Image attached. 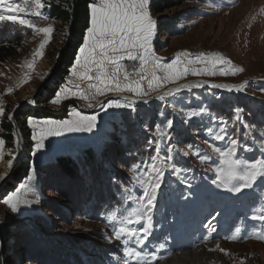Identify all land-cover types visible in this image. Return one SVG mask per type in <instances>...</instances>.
Returning <instances> with one entry per match:
<instances>
[{"label": "rangeland", "instance_id": "1", "mask_svg": "<svg viewBox=\"0 0 264 264\" xmlns=\"http://www.w3.org/2000/svg\"><path fill=\"white\" fill-rule=\"evenodd\" d=\"M20 1L14 0L17 3ZM155 1L157 0H150L149 5L150 13L157 21L152 48L155 55L162 58L163 63L171 62L178 53L184 51L192 53L193 56L200 52L220 53L230 59L236 67L243 68V71L235 75H222L218 67L216 74L212 76L189 74L177 83L199 82L203 87H194L190 91L182 89L176 97H170L165 101L156 99L153 93L147 103L137 101L134 109L111 108L102 111L99 105L96 108H88L87 101L73 97L71 94L59 105H53L51 100L55 92L67 81L80 82L71 76V68L83 39L75 47L71 46L76 40L68 30L69 24L49 19L46 12L48 5L43 0L41 3L44 7L38 9L41 17L35 18L33 22L37 27L51 24L54 31L49 43L40 50L43 52L42 57L33 58V53L38 50L43 33L34 32L30 28L11 22H0V43H9L10 39L14 40L18 36L24 37L27 41L23 52L12 59L0 62V105L5 108L4 115L0 116V139L5 141L3 149L0 150L4 154L0 159V175L3 172V161L17 152L16 133L13 131L14 138L10 141L9 132L3 129L2 122H6L8 115L19 110L16 121L20 132L25 136L22 138L26 151L24 160L28 162L29 170L34 165L37 171V179L32 182L27 198L38 201L31 205H21L17 213H11L3 203L7 195L25 182L27 175L14 181L15 189L10 191L3 189L0 192V258H3L5 264H85V261L93 264L94 261H104L103 253L110 247L115 252H112L109 258L118 257L114 264H124V248L120 250L119 246L124 240L106 239V236L113 234L114 222L110 225L109 232L88 213L91 211L92 214L97 215L103 206L109 209L110 214L116 205L121 206L120 209L127 210L135 207V202L130 205L120 197L121 194L125 195L122 191L124 187L131 188L134 197L142 194L141 186L131 179L133 173L129 169L134 164L139 165V174L143 176L151 162L150 157L158 155L163 159L167 154L166 145L162 144L161 150L157 152L148 144L149 140L158 137V132L167 119L174 121V139L171 143L175 145L176 150L172 153V162L184 171L177 177L165 168L158 193L161 192L160 207L158 206L152 215L157 212L163 213L166 217L170 207L175 209L174 198L183 208L185 198L177 200L181 197L179 194L191 187L200 193L205 183L208 184L215 178V173L206 169L216 167L220 161L217 155L211 152L209 144H215L223 149L227 145V140H213L205 131L207 127L218 130L219 122H225L229 135L235 132L239 138L240 151H243V147L247 144L250 148L256 149L259 156L261 155L262 150L258 146L264 141V91H262L264 89V0H185L183 4L170 7L163 12L154 9ZM92 2L96 0H91ZM68 5L71 3L69 2ZM0 14L7 13L0 10ZM70 48L74 49L73 59L67 74L62 78L58 76L59 64L63 51ZM61 50V58L56 63ZM181 59L186 57L181 56ZM29 63L33 64L32 68L28 67ZM121 64L131 71L134 65L138 66L139 61L125 59ZM55 68L56 73L53 75ZM223 68L227 70L228 66L225 65ZM205 81L210 84L216 82L215 84L239 85L245 81L248 83L244 91L237 92L213 88ZM45 82L47 84H44ZM121 82L123 83L122 78ZM172 86L175 85H166L159 91L163 92ZM9 88L10 92L7 91ZM33 95H36L33 97L36 101L34 108L27 105L28 98H32ZM113 95L115 94L109 93L107 97L98 96L92 103L104 102ZM123 95L132 96L128 92ZM73 108L83 115L99 113L97 127L92 132H65L59 136L48 137L44 142V149L32 155L35 142L31 140L33 129L27 124V118L70 119L69 112ZM200 108H206L207 113L202 117H194L187 123L184 122V116L188 111ZM234 108L243 109L244 121L254 126L247 136L242 124L237 123L234 126L232 123ZM36 110L49 112L51 116L43 114L36 116L34 115ZM212 116L216 117L215 121L211 119ZM36 131L38 132L39 129ZM183 152H188L189 155L184 156ZM194 152L209 156L210 159L201 163L197 156L192 155ZM246 153L248 152H239V155L250 159L245 155ZM58 156H70L74 162L82 163L80 169L77 167L78 176L75 179L66 178L62 174L57 164ZM157 163L159 164L160 161L157 160ZM167 181L174 183L168 187L170 184H167ZM259 184L262 188L259 187L252 196L250 205H256L255 199L264 191V180ZM118 190L119 193H116ZM88 198L90 202L86 208L82 200ZM242 202L245 201L240 197L237 201L238 209H245ZM191 206L194 207L192 202H189L187 209L190 210ZM133 219L135 220V217ZM135 224L140 225L139 222ZM160 226H154L152 229L149 239L154 233L158 234L159 238L151 245L161 248V245L165 246L166 241L167 247L164 250L168 249L163 254H158V250L155 249L159 257L156 264H164L180 253L175 252L172 255L177 247L178 250L190 249L187 247L197 245L194 250L202 246L214 249L217 243L227 250L228 254L225 256L228 264H264V240L257 239L256 236L246 241L229 240L226 237L232 234L224 232L212 235L206 240H194L186 246L185 243H180L179 232L173 234L169 232L167 238L161 240L164 227L160 228ZM136 248L142 249L146 254L153 252L149 249V245ZM74 251L80 253V256L74 255ZM129 264L132 262L129 261Z\"/></svg>", "mask_w": 264, "mask_h": 264}, {"label": "snow or ice", "instance_id": "2", "mask_svg": "<svg viewBox=\"0 0 264 264\" xmlns=\"http://www.w3.org/2000/svg\"><path fill=\"white\" fill-rule=\"evenodd\" d=\"M149 5L150 0H96V2L88 5L90 26L86 30L83 44L80 46L79 53L75 57V63L71 68V76L77 78L80 82L67 81L64 86L55 92V96L51 100L53 105H59L71 94L73 97L87 101L88 108H96L99 105L102 111L111 108L134 109L137 101L147 103L152 98L153 93H155L156 99L165 101L170 97H176L182 89L190 91L194 87H203V84L199 82L177 83L189 74L193 76H212L216 74L218 67L222 75H235L237 72L243 71V68L236 67L230 59L220 53L206 54L200 52L193 56L192 53L184 51L178 53L171 62L163 63L162 58L156 56L152 48L157 21L153 19ZM43 7L44 4L41 3V0H23V3H17L14 0H0V10L7 13L0 14V22H11L44 34L38 50L33 53V58L43 56V52L40 50L44 49L49 43L54 27L51 24L45 27H37L32 19L25 17L40 18L41 13L38 9ZM43 18L48 19V17ZM181 56L186 57V59H181ZM125 59L139 61V64L138 66L134 65L129 71L121 64V61ZM196 65L202 66L195 67ZM225 65L228 66L227 70L223 68ZM28 67L32 68L33 64L29 63ZM247 83L245 81L239 85L212 84L211 87L241 92L245 90ZM169 84L176 86L167 88L163 92L159 91ZM7 91L10 92L11 89L9 88ZM125 92L131 93L132 96H124L123 93ZM109 93L116 94V98H108L104 102L92 103L98 96L107 97ZM27 102L32 105L36 103L34 98L28 99ZM4 113L5 108L0 105V116ZM205 113H207L206 108L188 111L184 116V122L187 123L194 117H202ZM242 113L243 109L234 108L232 123L234 126L237 123L242 124L247 136L254 126L244 121ZM69 114L71 118L64 120L27 118V124L33 129L31 140L35 142L32 155L44 149V142L48 137L59 136L65 132H92L97 127L99 113L83 115L73 108L70 109ZM7 119L12 121L14 117L8 115ZM211 119L215 121L216 117L212 116ZM173 128L174 121L167 119L163 128L159 130L158 137L148 141V144L157 152L161 150L162 144L166 145L167 154L163 159L158 155L150 157L151 162L148 164L143 176L139 174V165L134 164L129 169L133 173L131 179L141 186L142 194L134 197L132 189L129 187H124L122 191L125 194L126 201H134L135 207L130 210L126 209V215L118 217L116 213H112L109 216V221L115 223L113 234L106 236V239L109 241L113 239L117 241L124 240L126 245L124 247V264H129V261L132 264H156L159 259L155 251L146 254L142 249L137 250L136 247L127 245L132 243L143 246L151 235L154 227L152 212L161 189L165 168L177 177L184 171L172 162V153L176 150L175 145L171 143L174 139ZM36 129H39V131L37 132ZM205 131L215 141L227 140V145L223 149L215 144H209L211 152L216 154L220 161L216 167L206 169V171L215 173V178L212 180L213 185L238 194L245 189H252L258 180L264 179V141L259 144L262 150L261 155L247 159L239 155L241 150L239 138L235 132L229 135L225 122H219L218 130L207 127ZM205 143H208V141H205ZM4 145L5 141L0 139V150L3 149ZM16 147L19 149V141L16 142ZM252 150L247 144L243 147L244 152H251ZM182 154L184 156L189 155L188 152ZM3 155V151H0V159L3 158ZM192 155L197 156L201 163L210 159L209 156L201 155L199 152H194ZM15 159L16 156L13 154L12 158L7 161L9 168H12ZM157 160L160 161L159 164ZM6 176L7 173L0 175V180L5 179ZM36 179L37 171L33 165L25 178V182L3 199L4 205L11 213L20 211L21 205H31L38 202L27 198V192L31 190L32 182ZM22 193L24 194L22 195ZM133 217H135V220ZM253 218L264 221V213ZM214 220L215 217L205 225V228L212 232L215 231L213 227ZM140 221L144 222L141 227H130V225ZM239 232V228L235 229V233L226 237V239H239ZM256 238L264 240V235L257 234ZM206 239L207 237H205ZM215 250H219L225 255L228 254L227 250L222 248L219 243L215 245L214 249H210V251ZM0 264H5L3 258H0Z\"/></svg>", "mask_w": 264, "mask_h": 264}, {"label": "trees", "instance_id": "3", "mask_svg": "<svg viewBox=\"0 0 264 264\" xmlns=\"http://www.w3.org/2000/svg\"><path fill=\"white\" fill-rule=\"evenodd\" d=\"M43 1L48 5L46 12L53 20L61 22L63 24H70L72 14L70 12L71 5H68V3H69L68 0H43ZM74 1H75L74 22H73V26L71 29V33L75 37L76 41H73L71 43V46H73V47H75L76 45H78V43H80L81 39H83L82 37L86 33L87 28L90 26V10L88 8V5L91 3V0H74ZM184 1L185 0H157L154 3V9H156L158 12H163L170 7H174V6L183 4ZM9 41L10 42L6 43V44H3L2 42L0 43V62L14 58L19 53L23 52L25 49V46L27 45L26 39L22 36H18L14 40L10 39ZM73 53H74V49H72V48L66 49L63 51V56H62V59H61V62L59 64V68H58V76H61L63 78V77H65V74H67V69L71 65V61L73 59ZM51 90H53V89H51ZM42 114L44 116H49V117L51 116V113L44 112L41 110H36L34 112V115H36V116L42 115ZM2 127L5 131L9 132V136H8L9 140L10 141L13 140L14 137H13L12 133L14 131V125H13L12 121H9L7 119L6 122H2ZM253 151L254 152H248L245 155L248 157L254 158L257 156V153H256V149H253ZM239 152H243V151H239ZM57 164L60 167V169L62 170V174H64L66 176V178L75 179L78 176L77 167L80 169L82 163L74 162L73 158H71L70 156H58L57 157ZM28 171H29V164L27 161L24 160L15 169L12 180L7 182V184L4 187V191H10V190L15 189V184H14L15 182L14 181L17 180L18 178L26 176ZM117 182L121 183V181H117ZM96 183L98 184L97 181H96ZM172 183H174V182H168L167 181V184H170L168 187H170ZM202 183H204V182H202ZM134 186H136V185H134ZM137 187L140 188L139 186H137ZM217 188H219V187H217L216 185H213L212 181H211L208 184L205 183V187L203 188V190L200 193L197 192V190L194 189L193 187L184 190V192L179 194V195H181V197L178 198L177 200H182L184 198H185V200H187L188 197H191L193 202L194 201L195 202L200 201V200L205 201L209 197L210 198L215 197V196H213V190H215ZM95 189H97V188H95ZM116 193H119V190ZM117 195H119V194H117ZM120 197L123 201L126 200L125 195L121 194ZM160 201H161V192H160V194H158L156 205L153 208V211H155L158 208V206L160 207ZM82 202H83V206H85L87 208L90 201L88 198V200H85V201L83 199ZM127 202L130 205H133V203H134V201H127ZM174 202H176V200H174ZM119 207H121V206L116 205L114 208V211H112V213H116L118 217H120L121 215H126V211H125L126 208L120 209ZM175 208L176 209L180 208V202H176ZM92 213L93 212L90 211L88 214L92 215L93 219L99 221L110 232V230H111L110 225H112V222L109 221V216L111 215L110 214L111 212H109V209L106 206H103V208H101V211H99L97 215H94ZM139 223H140V225H142L144 222L140 221ZM119 246H120V248L122 247L121 244ZM39 252H41V251H39ZM112 252H115V250H112L110 247L108 250L104 251V253H103V255L105 257L104 261L99 260L96 262L93 260L94 261L93 264H107L109 262V255ZM41 254H43V253L41 252ZM73 254L80 256V253L75 252V251L73 252ZM73 254H72V257H73ZM88 263L89 262L85 261V264H88Z\"/></svg>", "mask_w": 264, "mask_h": 264}, {"label": "bare ground", "instance_id": "4", "mask_svg": "<svg viewBox=\"0 0 264 264\" xmlns=\"http://www.w3.org/2000/svg\"><path fill=\"white\" fill-rule=\"evenodd\" d=\"M20 3H23V0H21ZM47 16L49 17V19L52 20V18L49 15H47ZM189 83H191V82H189ZM215 83L216 82H214V84ZM224 84H228V83H224ZM228 85H234V84H228ZM28 99H30V97ZM27 105L32 107V108L36 107V103H35V105H32V104L27 102ZM19 143H20L19 144L20 145L19 152L23 155V158H25L26 157V151L24 150V144L22 141V137H19ZM16 155H17V152H16L15 156ZM11 158H7L3 161V163H2L3 172L1 175H4L5 173H7V175H8L10 173L12 168L8 167L7 161ZM13 165H14V162H13ZM3 182H4V179L0 180V183H3ZM164 264H228V261H227V258H226L224 253H222L220 251H215V252L210 251V248L208 246H202L199 249L194 250V251L180 252V253L176 254L174 257L165 261Z\"/></svg>", "mask_w": 264, "mask_h": 264}, {"label": "water", "instance_id": "5", "mask_svg": "<svg viewBox=\"0 0 264 264\" xmlns=\"http://www.w3.org/2000/svg\"><path fill=\"white\" fill-rule=\"evenodd\" d=\"M70 3H71V9H70V12L72 14L71 16V22L68 26V30L69 32H71V29H72V26H73V22H74V9H75V1L74 0H68ZM61 55H62V50L59 52L58 54V58H57V62H59L60 58H61ZM56 73V68L54 69V72H53V75H55ZM44 84H47V82H45ZM208 86H211L212 84L210 83H207ZM176 86V85H175ZM174 87V86H172ZM36 95H33V97H35ZM126 96V95H124ZM111 97H116V94L113 95V96H110ZM24 103V102H23ZM19 113V110H15L13 113H12V116L14 117V119L12 120L13 122V125H14V132L16 133V137H17V141H19V137H22V138H25V136L20 132L19 128H18V123L16 121V115ZM20 144V143H19ZM20 149H17V155H16V159L14 161V165L10 171V173L6 176V178L4 179V182L3 183H0V192L4 189L5 185L7 184L8 181L12 180V177H13V174H14V171L15 169L17 168V166L25 159L23 158V155L19 152Z\"/></svg>", "mask_w": 264, "mask_h": 264}, {"label": "built area", "instance_id": "6", "mask_svg": "<svg viewBox=\"0 0 264 264\" xmlns=\"http://www.w3.org/2000/svg\"><path fill=\"white\" fill-rule=\"evenodd\" d=\"M25 18L32 19L33 21L36 20L35 17H31V16H28V17H25Z\"/></svg>", "mask_w": 264, "mask_h": 264}]
</instances>
